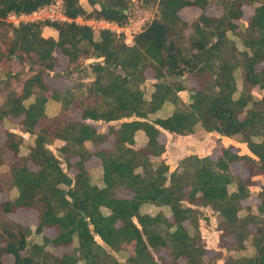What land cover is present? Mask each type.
Masks as SVG:
<instances>
[{
  "label": "trees",
  "instance_id": "obj_1",
  "mask_svg": "<svg viewBox=\"0 0 264 264\" xmlns=\"http://www.w3.org/2000/svg\"><path fill=\"white\" fill-rule=\"evenodd\" d=\"M53 1L0 0V24L9 13H31ZM88 1L99 8L89 10L79 0H62L64 20L9 25L11 38L3 58L27 60L31 73L20 91L0 83V90H5L0 122L19 118L21 130L33 136V143L18 156L21 137L6 132L0 155L9 150L17 159L0 181V192L15 188L16 195L1 201L0 210L34 209L38 222L34 229L4 223L0 264L5 256H11V264H178L180 258L183 264H216L206 260L207 249L201 243V207L217 213L224 237L233 236L223 243L226 250L246 251L247 242L253 248L250 254L228 256L224 264H264V183L256 211L247 207L239 214L254 184L251 177L261 174L264 179V95L252 94L255 87L264 88V0H142L145 5L154 3L156 13L134 34L131 45L122 32L108 28L100 29L95 39L89 25L76 21L85 16L124 26L130 0ZM253 2L254 14L241 29L233 19L241 18L242 5ZM214 3L222 8L217 17L202 13L188 24L178 15L182 7L206 9ZM43 26L56 30L57 38L43 37ZM188 27L191 31L185 32ZM56 48L69 64L102 58L88 64L93 78L71 88H50L44 75L54 70ZM147 68L153 82L145 96L141 85ZM191 74L199 79V87L188 86L186 75ZM182 90L188 92L187 102L178 94ZM49 100L58 103L57 111L49 113ZM164 104L172 106L171 112L156 116ZM73 105L80 111L79 120L68 118ZM99 121L108 124L105 132L94 126ZM161 129L178 135L200 129L239 137L250 154L220 145L216 158L188 154L170 171L162 159L166 148L159 140ZM138 131L145 142L137 147ZM109 137L111 146L99 147ZM53 142L58 154L49 148ZM92 156L100 161L99 184L85 167ZM234 162L247 167V177L231 172ZM62 163L74 168V174ZM117 189L132 195L119 197ZM44 227L54 228L55 235L42 234ZM32 234L40 242L29 240ZM59 246L72 249L57 255ZM162 249L170 255L169 262L155 256ZM120 251L127 253L124 262L114 254Z\"/></svg>",
  "mask_w": 264,
  "mask_h": 264
},
{
  "label": "rangeland",
  "instance_id": "obj_2",
  "mask_svg": "<svg viewBox=\"0 0 264 264\" xmlns=\"http://www.w3.org/2000/svg\"><path fill=\"white\" fill-rule=\"evenodd\" d=\"M141 0H130L129 8L127 10V14L129 16L127 22L124 24L123 27L129 28V30H126V35H124V40L126 43L127 39L129 42H132L131 35L134 36V32H136L139 27H144L147 22H149L156 13V6L154 3H149L148 5L143 4V2H140ZM215 1V0H214ZM60 4L61 0H54L51 4L40 7V9L36 10V13L32 14L30 13L29 16L21 18L19 17V14H16L15 17H13V13H9L5 18H3V22H5L4 25L0 24V83L7 82L9 84L7 89H21V82L23 79H25L30 73V69L27 65V60H18L14 57L10 58H3L2 52H6L7 47L9 45V40L11 38L10 35V27L9 25H17L20 22H28V21H41L44 19L48 20H64L62 19L63 14H60ZM257 3L253 2L252 4H245L244 6V14L242 18L239 21V27L243 29L245 27V24L242 20L247 21V18L252 14L254 7ZM87 6V4H85ZM98 5V4H95ZM92 5V8H95L96 6ZM211 5H219V4H211ZM88 7V6H87ZM147 7L148 13L145 14L143 8ZM217 9H220L217 7ZM81 18V17H80ZM82 20H88L93 19L90 22L93 28L94 38L98 39V32L100 30V26L96 21L94 17L86 18L85 16H82ZM17 21V22H16ZM79 23V22H78ZM138 32V31H137ZM229 37L234 41V43L239 47L242 48V45L240 44V40L236 38L235 35H233L231 32H228ZM133 43V42H132ZM57 57H56V65L54 67V70L50 74L45 75V80L47 79L50 82L51 87H56L58 89H65V88H71L77 83L85 82L88 80H91L93 78V73L88 66L90 62H94L97 60H102V58L96 59V58H89V59H80L77 63L69 64L67 61V57L61 54V52L57 49L56 51ZM261 65L257 66V69L260 68ZM85 67L86 71H83L82 68ZM145 74V80L143 81L141 87L145 93V96L148 95V90L150 89L151 82H152V75L153 72L150 68H147L144 72ZM49 75V76H48ZM51 75V76H50ZM186 81L188 80L189 85H193L194 87H199L200 82L199 79L194 75H186ZM235 78H236V84L238 90L241 89V76L239 74V71L236 70L235 72ZM69 85V87H66ZM192 86V87H193ZM264 89H256L254 88L252 90V94L256 98H261L264 95ZM186 91V90H185ZM5 90H0V103L3 100ZM239 91L235 93V95L238 94ZM46 94H50L47 92ZM179 96L184 99L185 102H187L188 99V92H179ZM28 100H25L24 103L27 104ZM79 110L73 105L70 107V110L68 111V117L70 119L78 117ZM243 115L240 114V117ZM96 128L99 131H106L108 124L107 123H95ZM11 131L16 133L18 136L21 137V142L19 145V152L18 156H23L28 152V148L30 146V143H33V136L27 132H23L21 130V125L19 123V118L17 119H3L0 122V147L4 145V143L7 140L6 132ZM231 140L224 138L223 140L216 137V134L205 132L203 130H198L193 132L192 134L178 137L175 140L173 139L169 148L167 151L163 154V160L166 162H169L170 164H176L179 163V161L188 154H198L200 156L209 155L212 158H216V156L219 154L220 151V143L221 144H234L235 147L233 150L236 152H240L239 154H250L246 143L242 145L239 142L238 137L237 138H230ZM221 142H220V141ZM111 140H109L107 143H104L105 146L110 145ZM103 145V146H104ZM49 148L56 154H58V144L53 142L52 145L49 146ZM2 163L0 164V181L4 180L8 177V168L9 165L16 161L15 155L11 151H6L2 153L1 155ZM165 156V157H164ZM75 159V158H74ZM98 160L95 158H92V160L88 161L86 163L87 167L94 166L95 164H98ZM28 165L30 168H33L34 166L28 162ZM62 167L66 169V171L73 175L75 172L74 168H67L64 163H62ZM173 169H170V171ZM231 172L237 176H241V178H245L248 176V169L245 167L241 162H234L231 164ZM97 176L95 174L92 175V181L97 180ZM254 184H252L250 188V196L247 197L242 201L243 210L239 212L240 215L245 214L246 208L251 207L252 211H256V205L260 201V198L258 197V192L260 191L264 179L261 174H257L251 177ZM229 190L232 191L235 189V185L231 184L229 187ZM125 192L119 190L118 196L123 195ZM16 195V189L12 188L10 192L8 193L6 190L0 192V202L7 199L8 197H13ZM201 214H199V231L201 234V243L204 245V247L207 249V253L205 254V258L209 262H215L216 264H224L226 262V258L228 256L238 257L242 256L243 254H250L253 251V248L247 242V249L246 251H233L229 252V250H226L223 246L224 242H229L230 237L226 235L225 237L221 234L218 226L219 218L217 217V213L214 212L210 207H201ZM168 212V211H167ZM17 223L22 224L24 226H30L34 229L35 225L37 224V212L34 209H24L19 208L16 209L13 212L10 213H3L0 210V234L2 233L4 223ZM185 225L188 223L185 222ZM252 227V226H251ZM50 228H43L42 234H49L52 232ZM232 238V237H231ZM29 240L40 242V237L36 234H32L28 237ZM232 240V239H231ZM58 248V247H57ZM55 249V253H61L63 249ZM132 248V246H131ZM72 247L68 246L65 248L67 251H71ZM115 256L118 260L121 262L125 261V257L127 255L126 252L120 251L115 252ZM156 257H162L165 261L170 260V255L164 250H160L158 253H155ZM5 262L3 264L9 263L12 258L11 256H5L4 257ZM184 259L180 258L178 259V264H183ZM158 264L159 261H158ZM164 264V262H163ZM166 264V263H165Z\"/></svg>",
  "mask_w": 264,
  "mask_h": 264
},
{
  "label": "crops",
  "instance_id": "obj_3",
  "mask_svg": "<svg viewBox=\"0 0 264 264\" xmlns=\"http://www.w3.org/2000/svg\"><path fill=\"white\" fill-rule=\"evenodd\" d=\"M80 1V3L84 6V7H87V9H93L92 8V4L88 1V0H79ZM140 2H142V0L140 1ZM85 4H87V6L85 5ZM97 4V3H96ZM245 5V4H244ZM244 5H242V7H241V10H242V16H243V14L245 13L244 12ZM96 7L95 8H99V5H95ZM217 7H219L220 9H217ZM143 10H144V13L145 14H147L149 11H148V9H147V7H144L143 8ZM202 13H204L205 15H208V16H214V17H217V16H219L221 13H222V8H221V6L220 5H208L207 7H206V9H201L200 7H198V6H194V5H190V6H185V7H182L179 11H178V15L180 16V18L182 19V20H184V21H186L188 24H190L191 22H193L194 20H196ZM254 14V9H253V12H252V14L249 16V18H247V21H245V20H242L243 21V23L245 24V26H247V24L249 23V20H250V18H251V16ZM242 16H241V18H242ZM82 18V17H81ZM80 17H78V18H76V21L77 22H79V23H84V24H90L91 22V20H93V19H88V20H82ZM240 18V19H241ZM64 19H66V17H64ZM240 19L239 20H237V19H233L234 21L233 22H235L236 24H238L239 23V21H240ZM96 21H97V23L100 25L101 24V28L100 29H102L103 28V26H107V27H105V28H108V29H110V30H113V31H116V32H122L124 35H126V30H129V28H125V27H123V26H118L117 24H115V23H113V22H107V21H105V20H102V19H96ZM142 29V27H139V29L137 30V31H140ZM136 31V32H137ZM191 31V28L190 27H188L187 28V30L185 31V32H190ZM136 32H134L133 34H135ZM41 35L43 36V37H52V38H54V39H56L57 38V31L56 30H54V29H52L51 27H49V26H43L42 27V31H41ZM98 36V35H97ZM131 40H132V42H133V35H131ZM127 44H129V45H131L132 44V42H129V40L127 39ZM56 51H57V48L54 50V55L57 57V54H56ZM62 54V53H61ZM64 55V54H63ZM65 56V55H64ZM99 59V58H98ZM101 60V59H100ZM99 60V61H100ZM68 61V60H67ZM49 76V75H48ZM51 76V75H50ZM153 76V75H152ZM153 78V77H152ZM44 81L46 82V84H48L49 85V87L50 88H53V89H58V88H56V87H51L50 86V82L46 79L45 80V75H44ZM152 82H153V80H152ZM188 86L189 87H192L193 85H189L188 84ZM66 87H69V85H67ZM194 87V86H193ZM256 89H264V88H258V87H255ZM66 89V88H65ZM18 91H20V89L18 90ZM264 91V90H263ZM180 92V91H179ZM181 92H186L185 90H182ZM181 98V97H180ZM182 99V98H181ZM183 101H184V99H183ZM47 105H48V107L49 108H51L52 110L49 112V113H53L54 111H57V109H58V103L57 102H55V101H52V100H49L48 102H47ZM71 107V106H70ZM69 110H70V108H69ZM171 110H172V106L170 105V104H164L163 105V107L160 109V110H158V112H156V116H165V115H168L170 112H171ZM69 118V117H68ZM70 119V118H69ZM80 119V111H79V114H78V117H76V118H73V119H71V120H79ZM96 123V122H95ZM95 123H94V126L96 127V125H95ZM98 123H102L101 121H99ZM98 130V129H97ZM204 131V130H203ZM100 132H104V131H100ZM206 132V131H205ZM211 134L213 133H215V132H210ZM216 134V137L217 138H220V140L222 139H224V138H227V139H229V140H231L229 137H226V136H223V135H219L218 133H215ZM182 136H186V135H178V134H174V133H170V132H168V131H166V130H164V129H161V132H160V134H159V140L161 141V142H164L165 143V148H166V150L164 151V153L167 151V149L169 148V146L171 145V144H173V142H171L173 139L175 140L176 138H178V137H182ZM136 138H137V143H136V146L138 147V146H140L142 143H144L145 142V137H144V134H143V132H141V131H138L137 133H136ZM109 140H111V142H112V139H111V137H109V139L105 142V143H107ZM219 140V141H220ZM60 145L63 143L62 141H57ZM111 142H110V145H108V146H105L104 145V143H102L99 147H104V148H109L110 146H111ZM221 142V141H220ZM242 145H244L245 143H241ZM86 145L87 146H89L90 148H91V150L93 151V149L94 148H92V146H90V144H89V142H86ZM104 145V146H103ZM220 145H224V146H232V148L234 149V147H235V145L234 144H221L220 143ZM163 153V154H164ZM237 153H240V152H237ZM163 154H162V159H164L163 158ZM165 157V156H164ZM92 158H95V159H97L98 161H99V159L97 158V157H95V156H92L88 161H90V160H92ZM88 161H86L85 162V167H86V169H88V170H90L93 174H95L98 178H97V180H96V182H98V184L100 183V179H101V170H100V161L98 162V164H95L94 166H91V167H87L86 166V163L88 162ZM165 161V160H164ZM166 162V161H165ZM167 164H169V166H170V169H174L175 168V166L177 165V163L176 164H173V163H169V162H166ZM31 169H37V167H33V168H31ZM241 177V176H240ZM119 190H121V191H124L125 193L123 194V195H120L119 197H125V198H130L131 197V195H132V192L130 191V190H127V189H117L116 190V194H118V191ZM118 196V195H117ZM44 228H46V227H44ZM50 229H52V228H50ZM54 229V228H53ZM55 233H56V230H52V232H50L49 234H46V235H48V236H54L55 235ZM228 237H230V241L229 242H231L234 238H233V236L232 235H228ZM232 237V238H231ZM232 239V240H231ZM66 247H68V246H59L57 249H63V251L61 252V253H57L56 252V254L57 255H61L62 253H64V252H70V251H67V250H65V248ZM71 247V246H70ZM11 262H12V260L8 263L7 262V264H11Z\"/></svg>",
  "mask_w": 264,
  "mask_h": 264
},
{
  "label": "built area",
  "instance_id": "obj_4",
  "mask_svg": "<svg viewBox=\"0 0 264 264\" xmlns=\"http://www.w3.org/2000/svg\"><path fill=\"white\" fill-rule=\"evenodd\" d=\"M62 8H63V4H62V0H61V4H60V14H63V12H62ZM38 9H40V8H38ZM37 9V10H38ZM32 14H34V13H36V10L35 11H33V12H31ZM15 15L16 14H14L13 13V17H15ZM30 15V13H20L19 14V17H21V18H24V17H27V16H29ZM64 16V15H63ZM65 17V16H64ZM64 17H62V19H64ZM17 22V21H16ZM108 22V21H107ZM92 23V22H91ZM91 23L90 24H87V25H89L91 28H92V25H91ZM105 27H107V26H103V28H105ZM93 29V28H92Z\"/></svg>",
  "mask_w": 264,
  "mask_h": 264
}]
</instances>
